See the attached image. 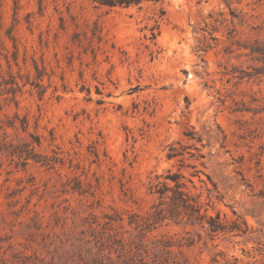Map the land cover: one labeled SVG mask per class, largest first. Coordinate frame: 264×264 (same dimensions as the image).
<instances>
[{
	"label": "rangeland",
	"instance_id": "obj_1",
	"mask_svg": "<svg viewBox=\"0 0 264 264\" xmlns=\"http://www.w3.org/2000/svg\"><path fill=\"white\" fill-rule=\"evenodd\" d=\"M168 170L245 233L137 227ZM0 264H264V0H0Z\"/></svg>",
	"mask_w": 264,
	"mask_h": 264
},
{
	"label": "trees",
	"instance_id": "obj_2",
	"mask_svg": "<svg viewBox=\"0 0 264 264\" xmlns=\"http://www.w3.org/2000/svg\"><path fill=\"white\" fill-rule=\"evenodd\" d=\"M97 6L115 7L130 6L139 4L142 1H160V0H89ZM189 136V134H186ZM193 138V137H190ZM201 142V138H197ZM25 146H28L27 144ZM181 149L176 148L173 144L169 146V152L166 154L168 159L180 157L179 161L183 162L184 150L187 146L180 145ZM31 148L27 149L26 155L22 152L18 154L19 158L24 160L30 158ZM16 151H12L14 154ZM194 156V155H191ZM198 158L203 157L200 153ZM195 168V166H192ZM184 176L179 172L170 170L163 176V180H158L150 185L149 191L154 196V202L150 207V212L144 218H140L136 224L141 229L149 227L155 228L157 225L168 221L175 224L199 226L204 229L211 237L222 234L238 235L236 231L244 234L246 229H241L237 225V220L231 222L220 219V213L210 214L208 209L211 207L210 200L201 201V194H194L182 180Z\"/></svg>",
	"mask_w": 264,
	"mask_h": 264
}]
</instances>
